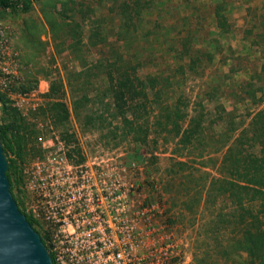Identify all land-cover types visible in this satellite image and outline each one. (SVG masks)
<instances>
[{
  "label": "rangeland",
  "instance_id": "1",
  "mask_svg": "<svg viewBox=\"0 0 264 264\" xmlns=\"http://www.w3.org/2000/svg\"><path fill=\"white\" fill-rule=\"evenodd\" d=\"M212 1L35 0L28 13L0 9L1 140L14 165L12 193L49 249V158L102 156L117 159L136 203L166 208V220L190 244L192 264H252L240 247L246 225L258 226L248 212L261 215L260 201L241 209L245 222H231L228 198L217 184L208 188L212 177L223 175L227 147L264 108L257 104L264 81L256 78L264 66V0H231L226 16L233 29L225 35L218 34ZM44 11L58 18L50 16L53 28ZM98 61L111 64L121 81L124 66L135 67L125 111L131 116L138 109L148 126L145 141L111 132L120 133L124 123L109 124L116 110L107 77L96 74ZM55 101L70 115L59 117ZM167 106L179 109L171 120L182 127L178 136L173 124L166 127ZM103 113L102 126L97 116ZM67 234V228L59 233L56 253L65 250Z\"/></svg>",
  "mask_w": 264,
  "mask_h": 264
},
{
  "label": "built area",
  "instance_id": "2",
  "mask_svg": "<svg viewBox=\"0 0 264 264\" xmlns=\"http://www.w3.org/2000/svg\"><path fill=\"white\" fill-rule=\"evenodd\" d=\"M0 37H4L2 29ZM58 156L64 155L50 157L49 167ZM105 163L111 165L105 167ZM87 169L92 191L88 193L91 200L86 207V225L63 227L68 230L64 239L66 248L59 254L56 253V242L63 228L57 229L59 233L53 237L56 242L52 240L54 248L49 249L55 264L193 263L190 244L170 226L166 208L158 202L136 203L133 194L127 190L129 183L126 175L120 172L116 158L94 157L87 163ZM37 181L40 183L39 179ZM48 199L49 194L46 199L49 205ZM35 214L42 217L41 206Z\"/></svg>",
  "mask_w": 264,
  "mask_h": 264
},
{
  "label": "trees",
  "instance_id": "3",
  "mask_svg": "<svg viewBox=\"0 0 264 264\" xmlns=\"http://www.w3.org/2000/svg\"><path fill=\"white\" fill-rule=\"evenodd\" d=\"M34 1L35 0H0V9L28 13L33 8ZM136 2L140 4V0H136ZM228 3H231V0H213L210 4V7L212 6L214 9L212 16L215 18L214 20L218 25V34L221 35H225L231 32L233 29L232 23H229L230 20L226 16V7ZM44 12L47 22L53 28L54 23L51 20L52 17L50 16L52 15L55 18V14H53L52 11ZM129 13L131 12H126V14ZM55 20L58 21V18L56 17ZM127 21L128 20H125V22ZM130 23L131 22H128V25ZM53 36L56 35L53 34ZM94 67L98 68L96 74H100L101 77L104 78L107 77L109 81V85L106 87V90L107 93L110 94L116 110V113H113V120L109 121V124L111 125L114 120L124 123V129L120 131V133L119 131L111 132H113L114 135L117 136V138L118 136L124 135L123 138L131 137L137 141H145V132H148V126H144L139 121V117L135 114L136 110L138 109L134 107L133 115L131 116L128 115L125 111V107L129 105V101H127V94L130 92V89L136 88V85L130 78L132 74L131 72L129 73V71H131L132 69L134 70L135 67L132 66L131 63L124 66L125 71H123V73L121 74L122 77L124 76V79L122 81L118 80L121 77H117L116 70L111 66V64L104 65L102 61H98L96 62V65ZM132 73L134 74L135 78L141 81V79H139L135 72ZM263 76L264 66L263 71L257 72L256 78L259 77L264 81ZM149 81L152 82L151 86L153 87L156 86L154 82H158V78L156 76L149 77ZM249 85L255 87L258 84L251 82L249 83ZM51 90L54 93L53 84L51 86ZM259 90L262 91L263 98L260 97L261 99L257 104H261L262 102H264V82L259 86ZM158 92L160 91H157L156 93ZM52 107L57 111H59L60 108L63 110L62 115H59V117L61 118L70 115V109L68 108V106L60 101L53 102ZM176 114H179V109H177V107L172 108L167 106L168 120L166 127H168L170 124H173L174 133L176 136H178L182 132V127L177 122V120L173 119V121H171L173 115ZM87 117L92 121L94 120L91 115H87ZM97 118L100 119V124L103 126L104 120H106L105 114H99ZM156 118L159 121H161L162 119L158 115L156 116ZM0 131L1 138L3 140L6 132L3 125H0ZM196 131L197 129L194 132ZM194 134L195 133L191 131V135L193 136ZM6 147L7 146L4 145L5 152H7ZM181 164L183 167H185L186 162L181 161ZM221 167V172H223V175L219 177H212L208 190L210 191L212 189V186L217 184L221 189L220 193H223V196L228 198L231 205V222H239L240 220L241 222H245V219L243 218V216H241V209H250V207H252V204L256 200L260 201V205L262 206L260 210V212H262L261 215L255 214L254 210L252 209H250L248 212L249 216L253 217V221L258 222V226H256L257 228L255 229L254 227H249L248 225H246L243 231V236L245 237L246 242L242 244L240 248L250 257L252 264H264V108L255 113V115L250 120L249 125L243 128L238 136L227 147ZM13 169L14 165L9 163L8 176L11 182V190L13 186ZM225 172L229 174L227 175L228 177L224 175ZM27 217L31 224L34 226L32 218L30 216ZM43 240L48 246L44 236Z\"/></svg>",
  "mask_w": 264,
  "mask_h": 264
},
{
  "label": "water",
  "instance_id": "4",
  "mask_svg": "<svg viewBox=\"0 0 264 264\" xmlns=\"http://www.w3.org/2000/svg\"><path fill=\"white\" fill-rule=\"evenodd\" d=\"M8 169L0 135V264H55L41 234L14 198Z\"/></svg>",
  "mask_w": 264,
  "mask_h": 264
},
{
  "label": "flooded vegetation",
  "instance_id": "5",
  "mask_svg": "<svg viewBox=\"0 0 264 264\" xmlns=\"http://www.w3.org/2000/svg\"><path fill=\"white\" fill-rule=\"evenodd\" d=\"M54 158L48 173L49 211L47 222L52 229V233L49 232V235L53 242H56L53 237L55 233L58 235V228L71 224L73 226L86 225V218H88L86 207L90 205L91 200L88 193L89 190L92 191L91 181L88 179L90 173L87 163L94 157L66 154ZM63 167L66 168L64 171ZM60 184H62V188L58 187ZM38 215L39 217L36 216L35 219L36 222L41 219V214ZM41 236L43 238V235Z\"/></svg>",
  "mask_w": 264,
  "mask_h": 264
}]
</instances>
